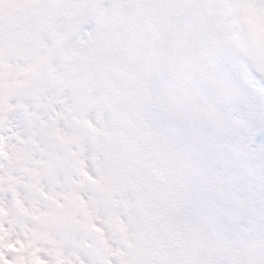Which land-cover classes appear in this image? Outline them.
<instances>
[{
	"label": "snow or ice",
	"instance_id": "1",
	"mask_svg": "<svg viewBox=\"0 0 264 264\" xmlns=\"http://www.w3.org/2000/svg\"><path fill=\"white\" fill-rule=\"evenodd\" d=\"M0 264H264V0H0Z\"/></svg>",
	"mask_w": 264,
	"mask_h": 264
}]
</instances>
